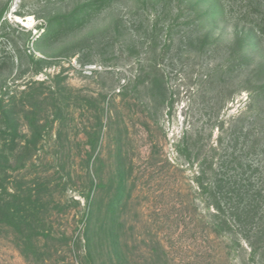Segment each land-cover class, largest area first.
I'll return each instance as SVG.
<instances>
[{"label": "rangeland", "instance_id": "374dc122", "mask_svg": "<svg viewBox=\"0 0 264 264\" xmlns=\"http://www.w3.org/2000/svg\"><path fill=\"white\" fill-rule=\"evenodd\" d=\"M210 166L264 177V0H0V264H194Z\"/></svg>", "mask_w": 264, "mask_h": 264}, {"label": "trees", "instance_id": "16d2710c", "mask_svg": "<svg viewBox=\"0 0 264 264\" xmlns=\"http://www.w3.org/2000/svg\"><path fill=\"white\" fill-rule=\"evenodd\" d=\"M61 19L65 24L71 20L68 17ZM260 164L257 162L255 166L251 163L247 167L251 170L254 166V170H258ZM193 167L194 163H189L188 167L170 163L165 175L172 183L170 174L177 177V172L193 170ZM210 170L211 173L200 167L194 171L191 180L194 193L201 199H198L201 202L199 205L203 206L196 212V222L193 223L190 203L181 201L178 206L176 198L173 197L170 209L174 210L176 216L171 212L168 216L169 225L174 227L183 223V233L186 236L192 231L190 237L199 249L194 254V264H235L234 258L245 260L256 253L257 246L264 249V177L250 173L243 177L238 174L228 176L221 170L215 171L212 166ZM174 183L177 182L173 181L172 191L170 190L172 193L180 189ZM121 195L116 196L119 202L123 198ZM112 204L115 206L114 202Z\"/></svg>", "mask_w": 264, "mask_h": 264}]
</instances>
